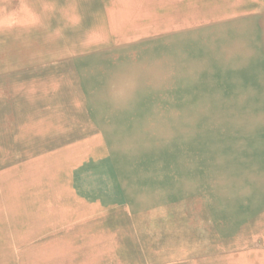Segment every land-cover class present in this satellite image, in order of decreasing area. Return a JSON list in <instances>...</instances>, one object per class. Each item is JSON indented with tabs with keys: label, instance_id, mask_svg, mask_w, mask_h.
I'll use <instances>...</instances> for the list:
<instances>
[{
	"label": "rangeland",
	"instance_id": "374dc122",
	"mask_svg": "<svg viewBox=\"0 0 264 264\" xmlns=\"http://www.w3.org/2000/svg\"><path fill=\"white\" fill-rule=\"evenodd\" d=\"M43 1L32 36L20 12L0 30V264H264V54L248 42L228 68L185 59L179 87L132 88L122 106L39 105L16 84L45 66L16 52L57 55V2L21 6Z\"/></svg>",
	"mask_w": 264,
	"mask_h": 264
},
{
	"label": "crops",
	"instance_id": "0c3cea01",
	"mask_svg": "<svg viewBox=\"0 0 264 264\" xmlns=\"http://www.w3.org/2000/svg\"><path fill=\"white\" fill-rule=\"evenodd\" d=\"M53 1L57 2L56 12L49 17V23L58 32L60 47H67V52L42 60L30 58L35 60L31 67L55 69L54 66L70 63L80 89L87 93L113 94L112 88L127 75L131 79H126V83L133 91L139 87L141 93H152L156 90L153 88L179 87L185 59L205 62L206 66L211 61L220 62L228 68L225 63L236 60L238 46L248 42L252 50L256 49L255 54H264V0ZM21 5L23 0H0V30L7 16L20 12L33 20L35 13L49 12L44 1L27 10ZM17 29L23 35L24 29ZM69 45H79L81 49L74 51ZM15 46L20 43L17 41ZM217 53L223 60L217 61ZM4 54L0 52V63ZM172 63L177 66L175 71L171 69ZM240 70L244 77L246 72L242 67ZM8 72L0 66V75Z\"/></svg>",
	"mask_w": 264,
	"mask_h": 264
},
{
	"label": "bare ground",
	"instance_id": "6f19581e",
	"mask_svg": "<svg viewBox=\"0 0 264 264\" xmlns=\"http://www.w3.org/2000/svg\"><path fill=\"white\" fill-rule=\"evenodd\" d=\"M9 22H13L14 20V16L13 17H10V16H7ZM7 20V21H8ZM4 21H6V18L4 19ZM43 21H46V18L43 14L39 13V14H35V18L32 20V17L30 16V20L29 22L30 25H28V27L26 28L27 29V37L28 36H32V23H35V22H38V23H42ZM30 26V29H28ZM59 30L61 29L60 26H58ZM53 32H54V37L58 36V32L53 28L52 29ZM58 30V29H57ZM260 31V30H258ZM186 35V34H185ZM178 37V36H177ZM189 37V36H188ZM198 37V36H197ZM209 37V36H208ZM179 38V37H178ZM210 38V37H209ZM58 39L57 38L55 41V45L57 47V55H62L64 53L67 52V49L65 50V48H61L60 47V43H58ZM177 39V38H176ZM197 39V38H196ZM66 40V39H65ZM80 40V39H79ZM187 40V39H186ZM66 42V41H65ZM71 42V41H69ZM80 42V41H79ZM179 42V41H178ZM200 42V41H199ZM49 44L53 43L51 41L48 42ZM186 43V42H185ZM198 44H196L197 46ZM72 50L74 51H78L81 49V47H79V45H69ZM183 47V46H182ZM188 47V46H187ZM194 47V46H193ZM198 47V46H197ZM196 47V48H197ZM19 50H17L16 53H19V56L23 59V60H28L29 58H34L35 56L38 55V53H34V52H31L30 50H26V46H23V47H20L18 48ZM137 53V52H136ZM86 54V53H85ZM70 57V56H69ZM140 58V56H139ZM85 59V58H84ZM141 59V58H140ZM66 60V59H64ZM68 60V59H67ZM65 62V61H64ZM91 62V61H90ZM125 63V62H124ZM154 63V62H153ZM81 64V63H79ZM119 64V63H118ZM123 64V63H122ZM151 64V62L149 63ZM53 65V64H52ZM55 65V64H54ZM80 67V66H79ZM78 67V68H79ZM55 69H53V67H50V66H45L44 69L42 71H36V70H31L29 71V73H27V75H24V77L21 79V81H19L17 84H16V87L18 88H22V89H26L28 91H31L32 95L30 97L32 103H35V104H39V105H42V104H49V103H55L57 104L59 107H62V108H67V109H72L71 111L72 112H75L76 108L80 107V111L83 110L84 112H86L88 110L87 108V104L89 103H98V104H105L106 102H110L111 104L113 105H124L126 103V100L127 99H118L117 97V94L119 93H124L126 97H128V94L131 93L132 91V88L130 85H128L126 83V79H131L130 75H127L128 78L125 77V79H121L120 81L117 82L116 86H114L112 88V91H113V94H114V97L112 99H109L108 101H106L107 99H105L103 96L99 95L98 93L96 94H93V93H87L86 91H82V89H80V86H79V83L76 79V76H75V73H74V70L72 69L70 63H64V64H60L59 66H54ZM117 68V67H116ZM131 68V67H130ZM156 68V67H155ZM125 69V67H124ZM56 70V72H55ZM116 71V70H115ZM120 71V70H118ZM137 71V69H136ZM158 71V70H157ZM131 72V71H130ZM147 73V71H145ZM150 72V71H148ZM137 73V72H136ZM145 73V74H146ZM42 74H45L47 76H43ZM142 74V73H141ZM144 74V75H145ZM158 74V73H157ZM42 75V76H40ZM66 75H69L70 77L66 76ZM143 75V74H142ZM136 77V76H135ZM134 77V78H135ZM137 78V77H136ZM135 78V79H136ZM142 78V77H141ZM44 79L45 80V83H41V84H38L36 81L37 80H40V81H43ZM81 79V78H80ZM144 80V79H143ZM117 81V80H116ZM115 82V81H114ZM138 82V81H137ZM143 83V82H142ZM137 84V83H136ZM146 86V85H145ZM91 88V87H90ZM85 89V88H84ZM97 99V100H96ZM14 104V102H13ZM16 105V104H15ZM14 105V107H15ZM26 105V104H24ZM63 105V106H62ZM126 105V104H125ZM22 107V105H21ZM32 107V106H31ZM57 107V106H56ZM82 108H85V109H81ZM23 109V108H22ZM22 113V111H21ZM76 113V112H75ZM39 114V113H38ZM14 115V114H13ZM53 115V114H52ZM51 115V116H52ZM33 116V115H32ZM80 116L82 119L85 120V127L86 128H90L92 131H94L95 127H97L98 125L101 124L100 121H98V119H94V120H90L89 117L87 116V114H83V115H78ZM34 118V116H33ZM51 118V117H50ZM17 119V118H16ZM16 119L14 121H16ZM35 119V118H34ZM40 119V118H38ZM52 119V118H51ZM55 119V117H54ZM18 120V119H17ZM39 121V120H38ZM56 121V120H55ZM74 126L75 124L72 123ZM14 125H16V123H14ZM39 127V126H38ZM39 130V129H37ZM42 130V129H41ZM43 131V130H42ZM39 132V131H38ZM39 134V133H38ZM83 135L80 133V131L76 130V135ZM16 135V134H15ZM67 138V137H66ZM29 139V138H28ZM54 139V138H53ZM48 140V139H47ZM56 140V138H55ZM54 140V141H55ZM22 141V140H21ZM30 141V140H29ZM51 141V140H50ZM49 141V142H50ZM52 142V141H51ZM68 142V141H67ZM54 143V142H53ZM59 144V143H58ZM32 145V143H31ZM48 145V144H47ZM50 145V144H49ZM26 148V147H25ZM33 148V147H32ZM51 148V147H50ZM29 149V148H28ZM61 150V149H60ZM47 151V150H46ZM53 152V151H52ZM49 153V152H48ZM57 153L58 150H57ZM39 156V155H38ZM28 157V156H27ZM29 159V157H28ZM30 174V173H29ZM33 174V173H32ZM31 174V175H32ZM28 175V174H27ZM30 175V176H31ZM34 176V175H32ZM45 176V175H44ZM43 176V177H44ZM29 177V175H28ZM27 178V177H26ZM27 181V180H26ZM39 183V182H38ZM3 186V185H2ZM17 186V185H16ZM31 187V186H30ZM36 187V185H35ZM38 187V186H37ZM8 191V190H7ZM24 191V190H23ZM45 190L43 189V192ZM44 197V196H43ZM4 213V212H3ZM49 214V213H48ZM34 216V215H33ZM40 216V215H38ZM50 216V215H49ZM35 217V216H34ZM39 218V217H38ZM51 218H49L50 220ZM42 220V219H41ZM24 221V220H23ZM51 221V220H50ZM49 221V222H50ZM15 222V221H14ZM48 222V221H47ZM38 223V222H37ZM40 223V221H39ZM14 224V223H13ZM49 225V223H46V225ZM20 225V224H19ZM18 225V226H19ZM27 225V224H26ZM39 226H41V224H38ZM7 226V225H6ZM11 226V224H10ZM37 226V225H36ZM52 226V225H51ZM22 227V225H21ZM20 227V228H21ZM25 227V226H24ZM32 227V226H31ZM46 227V226H45ZM16 228V226L14 227ZM31 230V229H30ZM40 230V229H39ZM42 230V229H41ZM47 230V229H46ZM45 230V231H46ZM56 230V229H55ZM40 232V231H39ZM14 233V232H13ZM15 234V233H14ZM37 234H39L40 236V233L37 232ZM18 235V234H17ZM46 237V236H45ZM26 238V237H25ZM7 239V238H6ZM32 239V238H31ZM48 239V238H46ZM53 240V239H52ZM24 241V240H23ZM34 242V241H33ZM36 242V241H35ZM31 244V243H30ZM57 244V243H56ZM32 246L33 243L31 244ZM30 245V246H31ZM4 246V245H3ZM10 247V246H9ZM56 247V246H55ZM45 248V247H44ZM26 252V251H25ZM23 253V252H22ZM12 254V253H11ZM54 254V253H53ZM52 254V255H53ZM23 256V255H22ZM55 256V255H54ZM7 257V256H6ZM9 258V257H8ZM22 258V257H21ZM52 257L50 255H44L41 260L39 261V264H52ZM3 264V263H2Z\"/></svg>",
	"mask_w": 264,
	"mask_h": 264
}]
</instances>
